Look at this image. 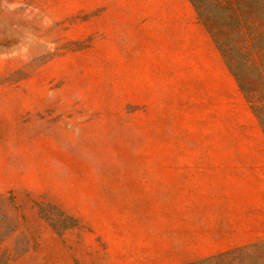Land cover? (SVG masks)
Listing matches in <instances>:
<instances>
[{"label":"rangeland","instance_id":"rangeland-1","mask_svg":"<svg viewBox=\"0 0 264 264\" xmlns=\"http://www.w3.org/2000/svg\"><path fill=\"white\" fill-rule=\"evenodd\" d=\"M225 1L212 51L186 0H0L7 264H264V129L222 51L264 91V0Z\"/></svg>","mask_w":264,"mask_h":264},{"label":"trees","instance_id":"trees-1","mask_svg":"<svg viewBox=\"0 0 264 264\" xmlns=\"http://www.w3.org/2000/svg\"><path fill=\"white\" fill-rule=\"evenodd\" d=\"M194 5L197 8L198 16L199 18L203 21V23L207 26L209 30L213 27V22L214 19L211 17V15L208 13V0H192ZM232 2L230 0L225 1V4L223 5H230ZM238 4V2H237ZM216 21L220 22V25L223 26L224 24V19L223 18H216ZM235 21L238 23H244V24H249L250 22H245L244 17H236ZM260 24H263V21H259ZM251 26H254L256 23H250ZM256 31V28L252 29ZM259 36L263 37L264 39V33L259 32ZM224 53V56L226 57V60L228 61V65L230 66L233 74L235 75L236 79L240 83V86L243 90L247 89L248 93V98L252 102V107L257 115V117L260 120V123L264 129V103H253V100L255 96H258L260 93V99L264 98V91L262 90H257L255 87V81H249L247 78H245V74L241 72L238 67H236V64H233V57L230 51L227 48H224L222 50ZM254 83V85H253ZM264 90V89H263ZM259 92V93H258ZM11 200V204L14 205L13 199ZM0 201L5 202L6 198H0ZM5 236L4 232L1 229V220H0V264H7L10 257L6 254V251L3 250V243L5 241ZM239 257L238 255H230L229 252L220 254L215 257H210V258H205L202 261L194 262L192 264H232L234 260Z\"/></svg>","mask_w":264,"mask_h":264},{"label":"crops","instance_id":"crops-1","mask_svg":"<svg viewBox=\"0 0 264 264\" xmlns=\"http://www.w3.org/2000/svg\"><path fill=\"white\" fill-rule=\"evenodd\" d=\"M186 6L188 7V9H190L191 14L190 21L188 22V25L191 27V29L188 33L185 34L186 39L190 40L191 38L196 37V41L194 42H196L199 48L215 51V41L206 26L200 23L196 18L193 9H191L192 4L190 0H186ZM217 63L221 72L225 70V65L223 64V61L221 59H218Z\"/></svg>","mask_w":264,"mask_h":264}]
</instances>
